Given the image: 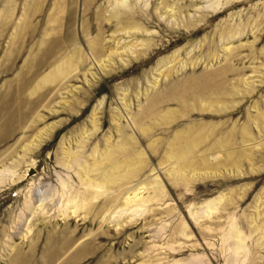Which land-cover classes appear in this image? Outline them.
<instances>
[{
    "label": "rangeland",
    "instance_id": "374dc122",
    "mask_svg": "<svg viewBox=\"0 0 264 264\" xmlns=\"http://www.w3.org/2000/svg\"><path fill=\"white\" fill-rule=\"evenodd\" d=\"M167 1L0 0V264H264V0Z\"/></svg>",
    "mask_w": 264,
    "mask_h": 264
},
{
    "label": "bare ground",
    "instance_id": "6f19581e",
    "mask_svg": "<svg viewBox=\"0 0 264 264\" xmlns=\"http://www.w3.org/2000/svg\"><path fill=\"white\" fill-rule=\"evenodd\" d=\"M128 0H115V2H117L116 3V6H120L121 4H125L126 2H127ZM222 0H216L214 3L212 2V4L211 5H209L208 6V8H210V9H216V8H218V7H220V5L222 4V2H221ZM228 3L229 2H231L232 0H226ZM225 1V2H226ZM163 3H168V1L167 0H163ZM192 5H194V4H192ZM207 7V6H206ZM202 8V7H201ZM168 9V8H167ZM170 9V8H169ZM202 10H204V8L202 9ZM170 11V10H169ZM168 11V12H169ZM173 11V10H172ZM198 11H200L199 10V8H198ZM167 12V11H166ZM173 13V12H172ZM133 15H134V13L132 12V13H128V15L125 17V21H128V19L130 20V19H132V17H133ZM135 17V16H134ZM189 20V19H188ZM188 22V21H187ZM186 22V23H187ZM185 23V22H184ZM183 23V24H184ZM191 24H194L193 22L191 23ZM196 25V24H195ZM183 26V25H182ZM187 26V25H186ZM187 27H189V26H187ZM184 28H186L185 27V25H184ZM101 31H103L102 29H101ZM147 33H150V32H148V31H146ZM128 33V32H127ZM226 40H231V39H233V36H227L226 38H225ZM112 40L113 41H108L109 43H107V42H105V43H103L102 41L101 42H98L97 43V46L96 47H94L93 45H91V52L89 51V53L90 54H92V56L94 57V58H98V59H100L101 58V56L103 55V53L104 54H107L108 52H110V54L109 55H112V56H115V55H120V50L122 49V48H125V49H127L128 48V50H131V49H133L132 48V46L133 45H130L129 43L128 44H126L127 42L125 41V39L123 40V39H120V38H115V35H114V37L112 38ZM124 41H125V43H124ZM111 42L113 43V44H111ZM147 48H146V50H143V51H138V50H136V51H133L131 54H132V57L133 58H135V59H137V58H139L143 53H146V51H147V49H149V48H151V45L149 46V45H147L146 46ZM109 50V51H108ZM56 127V125L54 124V125H52V126H50L49 128H47L44 132H42L40 135H39V138H38V142L39 143H42V142H44L45 141V139L50 135V133L54 130V128ZM9 169H11V168H9ZM9 171H7V170H5V171H3V172H0V184H2V183H4L8 178L9 179H11V178H13V176L12 175H10V174H14V173H8ZM84 175H86V174H84ZM93 182L94 181H90L89 182V184L91 185V184H93ZM99 183V182H98ZM62 184L64 185V186H66V184H65V182L64 181H62ZM99 185V184H98ZM65 192H63V196H65ZM34 196H35V199L37 200V202L38 203H40V202H43L46 198H47V192L45 191V190H43L42 189V187H39V188H37L36 189V191H35V193L33 194ZM127 195H129V193L127 194ZM76 200H77V196L76 197H74V198H72V197H68L67 198V204H69V203H71L72 201L73 202H76ZM125 200H127L128 201V203H130L129 204V206L132 208V207H136V209L137 208H140V207H143V206H146L147 205V203H149L150 201H151V199L149 198V197H144V196H140L139 195V193H137V191H135L134 192V196L133 197H131L130 195L129 196H127L126 197V199ZM84 201V200H83ZM83 201H81V204H83ZM215 203L214 202H212V203H210V206H212V205H214ZM78 205H79V203H78ZM40 206V205H39ZM129 207V208H130ZM126 209V211L127 210H129L128 208H125ZM138 210V209H137ZM258 212H259V210H258ZM263 213V212H262ZM260 214H261V212H260ZM259 214V216H261ZM263 215V214H262ZM255 218V217H254ZM255 220V219H254ZM264 222V221H263ZM260 223V222H259ZM252 224H254V223H252ZM264 224V223H263ZM261 225V224H260ZM258 225V223H255L254 224V230H253V233H256V232H261V230H262V232H263V234H264V228H263V226L261 225ZM242 229V228H241ZM260 234H262V233H260ZM263 234H262V236H260V240H262L263 239ZM228 236H229V239H233L234 240V256H233V259H234V261H238L239 260V258L240 257H242L243 256V262H246L247 261V259H248V257H249V255H250V250H249V247H248V244L245 242L246 241V237H242L241 236V231L239 230V228L237 227V226H235V227H233L232 228V230L229 232V234H228ZM264 241V240H263ZM263 245H264V243H263ZM69 246H66V248H68Z\"/></svg>",
    "mask_w": 264,
    "mask_h": 264
}]
</instances>
